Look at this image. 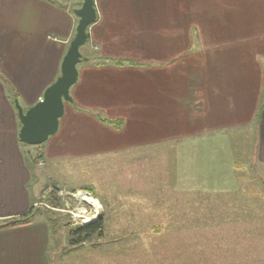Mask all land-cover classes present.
<instances>
[{"label": "crops", "instance_id": "obj_1", "mask_svg": "<svg viewBox=\"0 0 264 264\" xmlns=\"http://www.w3.org/2000/svg\"><path fill=\"white\" fill-rule=\"evenodd\" d=\"M78 4L0 0V220L26 214L34 201L14 100L28 108L60 74ZM94 6L71 100L57 131L41 143L42 161L136 147L152 160L151 150L171 142L197 137L196 145L217 148L215 132L250 128L264 166V0H94ZM205 175L197 170L195 178Z\"/></svg>", "mask_w": 264, "mask_h": 264}, {"label": "rangeland", "instance_id": "obj_2", "mask_svg": "<svg viewBox=\"0 0 264 264\" xmlns=\"http://www.w3.org/2000/svg\"><path fill=\"white\" fill-rule=\"evenodd\" d=\"M215 134L217 148L196 145L194 137L151 150L152 160L136 147L51 164L36 155L32 163L25 151L35 156L34 147L27 145L36 208L29 223L0 228V264H264V166L256 133ZM233 162L241 163L238 171ZM197 170L206 175L197 180ZM59 190L61 209L45 211L48 195ZM84 192L99 208L79 217L75 197ZM86 217L101 221V233L73 245L67 231L88 224Z\"/></svg>", "mask_w": 264, "mask_h": 264}, {"label": "water", "instance_id": "obj_3", "mask_svg": "<svg viewBox=\"0 0 264 264\" xmlns=\"http://www.w3.org/2000/svg\"><path fill=\"white\" fill-rule=\"evenodd\" d=\"M74 13L77 16L75 34L62 57L60 74L44 89L42 97L28 108L23 109L14 100L20 122L18 138L27 145H39L57 131L64 103L71 100L69 89L78 74L79 47L86 41V29L96 17L94 0H82Z\"/></svg>", "mask_w": 264, "mask_h": 264}, {"label": "trees", "instance_id": "obj_4", "mask_svg": "<svg viewBox=\"0 0 264 264\" xmlns=\"http://www.w3.org/2000/svg\"><path fill=\"white\" fill-rule=\"evenodd\" d=\"M81 1L82 0H80L78 6L81 4ZM0 78H2L1 75H0ZM3 81H4V84L6 86H8V83L6 82V80L4 79ZM7 88H9V90H11V97L14 100L16 98V94L14 92H12V90H13L12 87H7ZM261 107H264V102L261 104L260 108ZM20 143L25 144V143H23L21 141H20ZM28 146H33L34 147V149H33L34 151L33 152L35 153V156L33 154H31V152L29 150L25 151L28 154V159L31 160L32 163H33V161H34L33 159L34 158L36 159L37 156L41 155V151L39 149L40 146L39 145H28ZM33 165H32V167H33ZM31 170H32V168H31ZM74 190H75V188H73L72 191H74ZM90 198H94V197H90ZM46 201H47V203H49V204H51L53 206H56V207H59L61 205V203L59 202V199L55 196L54 191H51V193L48 195ZM35 208L36 207L33 206V203H32L31 208L29 209V211L26 214H23V215H20V216L11 217V218L1 219L0 220V228L14 227L16 225H22V224L29 223L30 220H31V212ZM49 210H52V209H50V208L45 206V211H49ZM66 223H68V221H66ZM101 229H102V224H101L100 220H98L96 222L95 221L94 222H90V223H88L86 225H80L77 228H71V229H69L67 231V234L69 236H71L69 238L71 242L70 241L69 242L72 243L73 245H78V244L82 243L83 241H85V239L91 237L94 234L99 235L101 233Z\"/></svg>", "mask_w": 264, "mask_h": 264}, {"label": "built area", "instance_id": "obj_5", "mask_svg": "<svg viewBox=\"0 0 264 264\" xmlns=\"http://www.w3.org/2000/svg\"><path fill=\"white\" fill-rule=\"evenodd\" d=\"M62 1H64V2H66V3H68V6H70L71 5V3L72 2H74L75 0H62ZM61 190H59V191H57V192H54L55 193V196L57 197V198H59V197H61L60 195H61V192H60ZM60 192V193H59ZM84 193H86V194H88V195H90L91 196V194L89 193V192H84ZM57 194V195H56ZM77 200H78V202L81 204V207H79V206H77V207H75V208H77L78 210H79V213H81V214H79V217H81V216H83L85 213H88V214H91L92 213V211H93V209L86 203V202H82L81 200H80V197H79V199L77 198V197H75ZM46 207H48V208H50V209H54V210H59V209H61V208H59V207H56V206H53V205H51V204H48V203H43ZM74 209V208H73ZM71 212V211H70ZM73 216L74 215H76V214H72ZM78 215V214H77ZM86 218H89V217H86ZM86 218H84L83 220H82V223H84V220L86 219Z\"/></svg>", "mask_w": 264, "mask_h": 264}, {"label": "bare ground", "instance_id": "obj_6", "mask_svg": "<svg viewBox=\"0 0 264 264\" xmlns=\"http://www.w3.org/2000/svg\"><path fill=\"white\" fill-rule=\"evenodd\" d=\"M84 196H88V197H91L90 195H87V194H82L81 196H80V200L84 203V202H86L92 209H93V211L94 212H97V210H98V208H99V204H98V202H97V200H93L92 198H86V197H84ZM90 220H93L91 217H89V218H86L85 220H84V223L86 224V223H88Z\"/></svg>", "mask_w": 264, "mask_h": 264}]
</instances>
